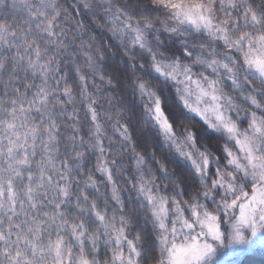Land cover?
<instances>
[{
    "label": "snow or ice",
    "instance_id": "6c2138e0",
    "mask_svg": "<svg viewBox=\"0 0 264 264\" xmlns=\"http://www.w3.org/2000/svg\"><path fill=\"white\" fill-rule=\"evenodd\" d=\"M257 245L264 0H0V264Z\"/></svg>",
    "mask_w": 264,
    "mask_h": 264
},
{
    "label": "rangeland",
    "instance_id": "374dc122",
    "mask_svg": "<svg viewBox=\"0 0 264 264\" xmlns=\"http://www.w3.org/2000/svg\"><path fill=\"white\" fill-rule=\"evenodd\" d=\"M260 249L264 250V247L257 245L255 248H242L234 254L231 253V250H226L229 254L222 256L221 259H223L224 264H237L244 254L251 253L252 251H260Z\"/></svg>",
    "mask_w": 264,
    "mask_h": 264
},
{
    "label": "trees",
    "instance_id": "16d2710c",
    "mask_svg": "<svg viewBox=\"0 0 264 264\" xmlns=\"http://www.w3.org/2000/svg\"><path fill=\"white\" fill-rule=\"evenodd\" d=\"M252 252L244 254L237 264H264V250Z\"/></svg>",
    "mask_w": 264,
    "mask_h": 264
}]
</instances>
